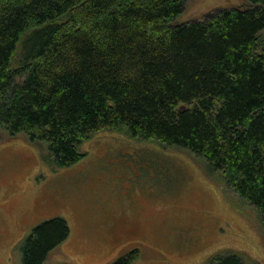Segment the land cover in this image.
Wrapping results in <instances>:
<instances>
[{
    "label": "trees",
    "instance_id": "16d2710c",
    "mask_svg": "<svg viewBox=\"0 0 264 264\" xmlns=\"http://www.w3.org/2000/svg\"><path fill=\"white\" fill-rule=\"evenodd\" d=\"M186 1L0 0V128L45 143L57 167L104 129L188 149L264 224V0L177 22ZM69 235L62 217L42 222L24 264H45Z\"/></svg>",
    "mask_w": 264,
    "mask_h": 264
},
{
    "label": "rangeland",
    "instance_id": "374dc122",
    "mask_svg": "<svg viewBox=\"0 0 264 264\" xmlns=\"http://www.w3.org/2000/svg\"><path fill=\"white\" fill-rule=\"evenodd\" d=\"M245 0H188L177 22L201 20ZM84 156L54 166L45 143L0 128V264H24L21 244L42 222L66 219L69 237L45 264H213L237 254L264 264V224L255 206L188 149L104 129Z\"/></svg>",
    "mask_w": 264,
    "mask_h": 264
},
{
    "label": "water",
    "instance_id": "95a60500",
    "mask_svg": "<svg viewBox=\"0 0 264 264\" xmlns=\"http://www.w3.org/2000/svg\"><path fill=\"white\" fill-rule=\"evenodd\" d=\"M184 108V107H183Z\"/></svg>",
    "mask_w": 264,
    "mask_h": 264
}]
</instances>
